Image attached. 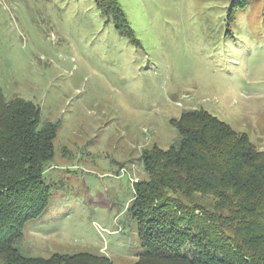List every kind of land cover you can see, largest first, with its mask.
<instances>
[{"label": "rangeland", "instance_id": "rangeland-1", "mask_svg": "<svg viewBox=\"0 0 264 264\" xmlns=\"http://www.w3.org/2000/svg\"><path fill=\"white\" fill-rule=\"evenodd\" d=\"M109 1L0 0L1 91L57 125L49 202L17 242L27 256L134 264L127 208L146 177L141 154L177 140L183 111L203 109L264 150V0L232 19V0Z\"/></svg>", "mask_w": 264, "mask_h": 264}, {"label": "trees", "instance_id": "trees-1", "mask_svg": "<svg viewBox=\"0 0 264 264\" xmlns=\"http://www.w3.org/2000/svg\"><path fill=\"white\" fill-rule=\"evenodd\" d=\"M248 1L232 0L227 19ZM172 123L177 140L143 149L146 177L133 183L127 211L142 247L134 264H264V150L203 109ZM56 131L37 105L0 88V264H118L87 252L27 256L17 247L49 202L42 175Z\"/></svg>", "mask_w": 264, "mask_h": 264}]
</instances>
